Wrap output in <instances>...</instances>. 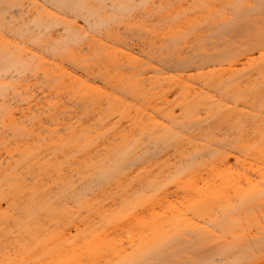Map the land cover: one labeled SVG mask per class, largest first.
<instances>
[{
  "label": "bare ground",
  "instance_id": "1",
  "mask_svg": "<svg viewBox=\"0 0 264 264\" xmlns=\"http://www.w3.org/2000/svg\"><path fill=\"white\" fill-rule=\"evenodd\" d=\"M0 264H264V0H0Z\"/></svg>",
  "mask_w": 264,
  "mask_h": 264
},
{
  "label": "rangeland",
  "instance_id": "2",
  "mask_svg": "<svg viewBox=\"0 0 264 264\" xmlns=\"http://www.w3.org/2000/svg\"><path fill=\"white\" fill-rule=\"evenodd\" d=\"M210 249V248H209Z\"/></svg>",
  "mask_w": 264,
  "mask_h": 264
}]
</instances>
